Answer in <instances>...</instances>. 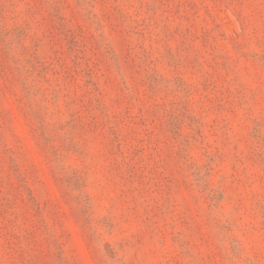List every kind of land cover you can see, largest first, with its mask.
Listing matches in <instances>:
<instances>
[{
	"label": "rangeland",
	"instance_id": "rangeland-1",
	"mask_svg": "<svg viewBox=\"0 0 264 264\" xmlns=\"http://www.w3.org/2000/svg\"><path fill=\"white\" fill-rule=\"evenodd\" d=\"M0 264H264V0H0Z\"/></svg>",
	"mask_w": 264,
	"mask_h": 264
}]
</instances>
